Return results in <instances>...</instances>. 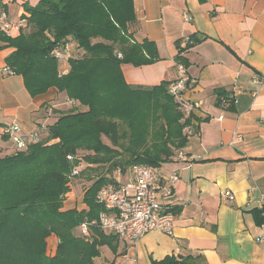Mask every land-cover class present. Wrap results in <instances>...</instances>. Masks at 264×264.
Here are the masks:
<instances>
[{
    "label": "trees",
    "instance_id": "obj_1",
    "mask_svg": "<svg viewBox=\"0 0 264 264\" xmlns=\"http://www.w3.org/2000/svg\"><path fill=\"white\" fill-rule=\"evenodd\" d=\"M22 6L25 26L14 36L0 31V49L13 48L5 64L22 77L31 97L56 88L67 105L55 111L45 134L36 129L37 139L0 156V264H93L100 247L114 251L116 240L95 223L89 237L80 231L81 223L96 222L104 210L99 189L117 183L115 171L122 174L134 165L158 168L171 160L187 143L184 127H195L168 92L170 82L143 86L124 80L122 64L159 59L153 42H136L128 32L135 23L133 0H38ZM195 42L190 36L179 54ZM70 43L69 68L61 72L52 51ZM175 61L186 66L181 55ZM0 139L10 141L6 133ZM81 162L85 167L78 171ZM104 166V175L89 174ZM73 168L78 172L70 181ZM77 175L89 182L85 207L63 210ZM262 210H252L258 223H264ZM51 235L57 238L54 252L48 248ZM153 264L184 260L166 256Z\"/></svg>",
    "mask_w": 264,
    "mask_h": 264
},
{
    "label": "crops",
    "instance_id": "obj_2",
    "mask_svg": "<svg viewBox=\"0 0 264 264\" xmlns=\"http://www.w3.org/2000/svg\"><path fill=\"white\" fill-rule=\"evenodd\" d=\"M0 1L8 18L18 21L27 15L23 3L38 0ZM133 4L135 23L128 32L136 42H153L159 59L140 66L122 64L124 80L143 86L172 82L179 76L175 57H184L188 82L182 97L195 105L190 119L196 134L179 151L185 159L176 155L157 168L163 175H178L169 194L161 183L155 185L159 202L174 215L172 233L148 231L135 242L114 235V251L105 254L100 247L93 264H153L166 256L184 264H264V223L252 213L263 209L264 218V81L257 83L264 79V0ZM190 36L196 42L179 54ZM12 50L0 49V120L11 116L24 131L40 129L43 135L49 124L40 119L48 113L55 119L67 100L56 88L31 97L21 76L5 75L1 70ZM15 76L24 88V104L9 89ZM115 172L117 182L130 178V171ZM88 185L74 181L62 209L74 208L78 200L76 208H84ZM47 241L54 252L57 238L51 235Z\"/></svg>",
    "mask_w": 264,
    "mask_h": 264
},
{
    "label": "built area",
    "instance_id": "obj_3",
    "mask_svg": "<svg viewBox=\"0 0 264 264\" xmlns=\"http://www.w3.org/2000/svg\"><path fill=\"white\" fill-rule=\"evenodd\" d=\"M183 16L185 20L190 19L187 13ZM24 24H26L24 17L18 21H12L8 18L6 11L0 9V31L3 33L13 35ZM71 54L72 50L68 44L62 49L52 51V55L59 61H67ZM117 56L121 57V54L118 53ZM183 67L182 64L178 63L179 76L170 82L168 92L179 103L184 117H188L195 105L182 97L188 82ZM1 71L5 75L13 74L8 66L2 67ZM262 81L264 79L259 77L257 83ZM183 131L187 137L196 134L195 129L191 126H185ZM4 133L8 135L16 149L25 148L26 140L37 139L38 137L36 129L24 131L16 121L6 124ZM177 157L185 159L182 153H178ZM68 158L71 159L72 157L68 156ZM129 171L130 178L127 181L115 184L108 183L99 189L97 200L103 205L104 210L100 212L96 222H83L80 224V231L85 237L91 235L90 225L94 223L101 231L111 233L128 242L137 241L148 231L156 230L165 234L172 233L174 215L168 209V206L159 202L155 185L157 182L161 183L164 193L169 194V187L177 181L178 175L176 173L168 176L163 175L157 168L144 165H134ZM77 172L76 168L72 169L69 175L70 181Z\"/></svg>",
    "mask_w": 264,
    "mask_h": 264
},
{
    "label": "rangeland",
    "instance_id": "obj_4",
    "mask_svg": "<svg viewBox=\"0 0 264 264\" xmlns=\"http://www.w3.org/2000/svg\"><path fill=\"white\" fill-rule=\"evenodd\" d=\"M28 32V29L26 30ZM72 48V46H71ZM74 48V46H73ZM7 66V65H5ZM69 68V64L67 61H60L59 62V70L60 71H67ZM12 75V74H11ZM19 78V76H15L14 78H11L12 81H11V84L9 85V89H10V92L12 95H15V97L17 98L18 102L20 104H24V100H23V97H22V91H23V86H21V84L19 83H16L15 82V79ZM63 107V106H62ZM181 111V110H180ZM182 112V111H181ZM49 115L48 116H43L40 120H44V123L43 124H52L54 122V117L51 116L50 113H48ZM13 120V118L11 116L9 117H3L0 122H1V125H0V132H2V134L0 135V137L2 136L3 138V135H4V128H3V124H8L9 122H11ZM16 121H18L17 119H15ZM22 127V126H21ZM23 128V127H22ZM38 131H40V129H37ZM184 133V131H183ZM5 142V140H3ZM1 139H0V156L6 154V153H12L15 149V145L12 143V141H6V143H4ZM8 145V146H6ZM85 167V163L81 162L80 163V166L78 167L77 166V169L78 171L81 169V168H84ZM105 169L106 167H101V168H97L96 170H91L89 172L90 175H92L93 177H97L99 176L100 174L103 173V175L105 174ZM116 172H114L112 174V176H114ZM126 173H128L126 171ZM74 181H78L79 183H83V187H85L87 184L88 181H86V177L85 175L84 176H81V175H77L71 182V185L74 184ZM70 185V186H71ZM78 197V196H77ZM76 202V205L75 207H80L81 206V202L80 200L78 201H75ZM102 251L106 254V253H109V250H111L113 252V250L110 248L109 245H102ZM52 249V250H51ZM50 249V252L53 251V248Z\"/></svg>",
    "mask_w": 264,
    "mask_h": 264
}]
</instances>
